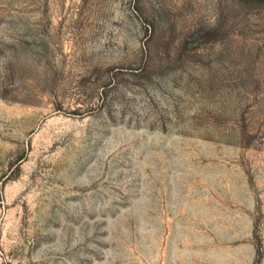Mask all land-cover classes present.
Returning <instances> with one entry per match:
<instances>
[{
    "label": "rangeland",
    "instance_id": "1",
    "mask_svg": "<svg viewBox=\"0 0 264 264\" xmlns=\"http://www.w3.org/2000/svg\"><path fill=\"white\" fill-rule=\"evenodd\" d=\"M0 264H264V0H0Z\"/></svg>",
    "mask_w": 264,
    "mask_h": 264
}]
</instances>
